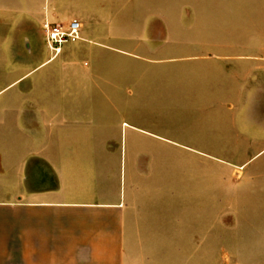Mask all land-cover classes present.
<instances>
[{"label": "crops", "instance_id": "1", "mask_svg": "<svg viewBox=\"0 0 264 264\" xmlns=\"http://www.w3.org/2000/svg\"><path fill=\"white\" fill-rule=\"evenodd\" d=\"M60 7L0 0V264H189L205 241V162L191 177L197 151L167 134L90 131L76 104L91 97L78 90L109 102L114 85L97 67L81 83L65 74L76 62L13 46L37 39Z\"/></svg>", "mask_w": 264, "mask_h": 264}, {"label": "rangeland", "instance_id": "2", "mask_svg": "<svg viewBox=\"0 0 264 264\" xmlns=\"http://www.w3.org/2000/svg\"><path fill=\"white\" fill-rule=\"evenodd\" d=\"M61 6L56 23L78 20L83 40L66 45L54 64L76 62L65 74L81 83L97 67L114 85L104 87L109 102L92 87L78 90L79 98L91 97L76 104L78 117L93 122L90 131L167 134L197 151L189 154L191 177L205 162V241L190 249L189 264H264V0ZM13 46L52 57L42 28L37 39L18 38ZM182 158L188 161L186 153L174 154Z\"/></svg>", "mask_w": 264, "mask_h": 264}, {"label": "built area", "instance_id": "3", "mask_svg": "<svg viewBox=\"0 0 264 264\" xmlns=\"http://www.w3.org/2000/svg\"><path fill=\"white\" fill-rule=\"evenodd\" d=\"M45 42L51 53L52 59L63 54L64 47L83 40V25L78 20H70L65 23H54L46 20L43 25Z\"/></svg>", "mask_w": 264, "mask_h": 264}]
</instances>
